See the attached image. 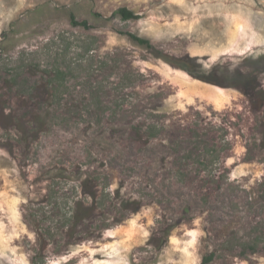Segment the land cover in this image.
I'll list each match as a JSON object with an SVG mask.
<instances>
[{
	"label": "rangeland",
	"instance_id": "1",
	"mask_svg": "<svg viewBox=\"0 0 264 264\" xmlns=\"http://www.w3.org/2000/svg\"><path fill=\"white\" fill-rule=\"evenodd\" d=\"M211 254L264 264V0H0V264Z\"/></svg>",
	"mask_w": 264,
	"mask_h": 264
},
{
	"label": "trees",
	"instance_id": "2",
	"mask_svg": "<svg viewBox=\"0 0 264 264\" xmlns=\"http://www.w3.org/2000/svg\"><path fill=\"white\" fill-rule=\"evenodd\" d=\"M114 16L120 17V19L123 20V21L137 20V19L140 18L139 15H136L133 11H131V10L127 9V8H120L119 10H117V12L114 13ZM71 17H72L73 24L75 26L88 27V24L86 22L78 23V22L75 21L74 16H71ZM127 36H128L129 39H131L133 42L137 43L140 46H145L146 48H150L151 47V44H150V42L148 40L142 39V38H140V37H138V36H136V35H134L132 33H127ZM182 68L185 70V68H188V66L187 65H183ZM139 128L143 129L144 131L141 132ZM139 128H137V131H138L139 135H137L136 131H131L132 134H133L132 135V142H134V144H137V141H138V143H139V145L141 147L142 146H149L151 141H153V140H155L157 138V134L158 133L157 132H151L152 129L154 130L157 127L155 125H145L144 124V125L140 126ZM137 136H139L138 140H137ZM145 137H147V138H145ZM211 152H212V150L207 149L205 151V153L203 154V156L204 157H209ZM212 154H214V153H212ZM197 162L200 165L202 164L203 165V171H206L208 173L207 176H206V179H213V177H214L213 174H212L213 171H209L207 169V167H209V165H207V164L210 163L211 161L207 162L206 160L198 159ZM141 206H142L141 202L140 201L137 202V210ZM79 209H80V205H77L75 214L78 213ZM188 212H189V207H186L184 209V214H188ZM73 215H74V213H73ZM173 228H175L174 225L172 227L166 226V228H164L163 231H161L162 238H161V244L157 247L158 250H160L161 248H163L166 245L167 238L170 235V233L173 230ZM212 261H213V254H211L210 256L205 257L201 264H210Z\"/></svg>",
	"mask_w": 264,
	"mask_h": 264
}]
</instances>
